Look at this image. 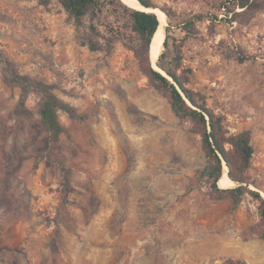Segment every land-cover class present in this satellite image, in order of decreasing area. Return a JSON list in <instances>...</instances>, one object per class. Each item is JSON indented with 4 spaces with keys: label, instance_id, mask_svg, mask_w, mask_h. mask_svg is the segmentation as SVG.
Returning a JSON list of instances; mask_svg holds the SVG:
<instances>
[{
    "label": "rangeland",
    "instance_id": "1",
    "mask_svg": "<svg viewBox=\"0 0 264 264\" xmlns=\"http://www.w3.org/2000/svg\"><path fill=\"white\" fill-rule=\"evenodd\" d=\"M154 1L213 12L207 0ZM237 12L197 24L184 66L231 134L252 132L248 188L264 198V10ZM90 25L88 15L77 29L58 0H0V264H264L259 202L217 200L198 181L201 137L122 39L111 53L89 48ZM10 69L73 108L59 114V142L41 122V94L22 104Z\"/></svg>",
    "mask_w": 264,
    "mask_h": 264
},
{
    "label": "trees",
    "instance_id": "2",
    "mask_svg": "<svg viewBox=\"0 0 264 264\" xmlns=\"http://www.w3.org/2000/svg\"><path fill=\"white\" fill-rule=\"evenodd\" d=\"M69 17L74 20L77 29L84 25L85 18L90 15V30L94 36L88 46L92 51L111 53L115 41L120 38L124 45L132 50L139 63L142 74L149 84L171 106L174 115L182 122H189L193 131L201 137L202 150L205 155V166L198 172L197 179L202 184H208L217 200L232 199L235 206L250 194L259 202L261 224L260 237L264 240V198L260 192L250 190L246 184H253L249 171L252 167L254 147L252 132L245 130L231 134L225 125V117L211 109L205 96L190 87L192 69L184 66L183 47L185 41L198 34V23L206 20H219V13L236 16L237 10L262 11L264 0H207L213 12L177 11L167 5L160 7L154 0H138L146 9H160L167 17L165 27L164 49L159 56L157 66L166 73L158 71L152 63L151 49L154 37L160 27L158 15L146 12L130 5L126 0H58ZM47 6L51 0H38ZM126 6H125V5ZM128 6V7H127ZM119 9L124 14H119ZM113 12L111 20L102 25L106 28L103 34L99 29L101 16L104 12ZM103 39V43L95 40ZM247 58L241 59L244 62ZM11 83L21 90L22 104H25L31 90L41 94L39 116L43 126L50 135L52 142H59L64 127L60 121V112L73 113V108L63 102L49 85L36 79L19 76L10 69ZM173 83H172V81ZM237 184L236 187L221 188L219 181L225 176Z\"/></svg>",
    "mask_w": 264,
    "mask_h": 264
},
{
    "label": "bare ground",
    "instance_id": "3",
    "mask_svg": "<svg viewBox=\"0 0 264 264\" xmlns=\"http://www.w3.org/2000/svg\"><path fill=\"white\" fill-rule=\"evenodd\" d=\"M130 5L144 10L138 3V0H126ZM155 13L158 15V18L160 20V27L154 37V42L151 49V59L153 65L156 64V62L159 59V56L161 55L164 47V41H165V27L167 25V19L164 13H162L159 10H154ZM157 69V68H156ZM159 70V69H157ZM160 71V70H159ZM235 183L228 177V173L225 174V176L219 181V186L221 188H227L233 186Z\"/></svg>",
    "mask_w": 264,
    "mask_h": 264
},
{
    "label": "water",
    "instance_id": "4",
    "mask_svg": "<svg viewBox=\"0 0 264 264\" xmlns=\"http://www.w3.org/2000/svg\"><path fill=\"white\" fill-rule=\"evenodd\" d=\"M138 3H139V1H138ZM139 5L144 9V10H142V11H146V12H154L155 13V11L154 10H159V9H146L145 7H143L140 3H139ZM159 11H161V10H159ZM162 12V11H161ZM162 13H164V12H162ZM166 16V15H165ZM166 19H167V17H166ZM168 25V24H167ZM166 25V26H167ZM164 48V47H163ZM155 68H157V69H159V67L157 66V63L155 64V65H153ZM160 70V69H159ZM158 70V71H159ZM160 72H162L166 77H168L167 75H166V73L165 72H163L162 70H160ZM171 80V79H170ZM172 81V80H171ZM172 83H173V81H172ZM226 168H227V166H226ZM227 173H228V168H227ZM237 186V184L235 183L234 185H233V187H236ZM246 186L247 187H251V185L250 184H246ZM254 188V187H253Z\"/></svg>",
    "mask_w": 264,
    "mask_h": 264
}]
</instances>
